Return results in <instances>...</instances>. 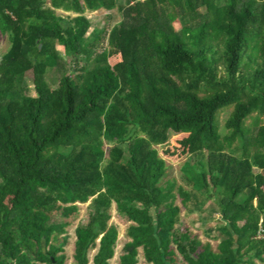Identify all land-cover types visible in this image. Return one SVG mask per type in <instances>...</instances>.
I'll use <instances>...</instances> for the list:
<instances>
[{"label":"trees","instance_id":"obj_1","mask_svg":"<svg viewBox=\"0 0 264 264\" xmlns=\"http://www.w3.org/2000/svg\"><path fill=\"white\" fill-rule=\"evenodd\" d=\"M213 5L0 0V264H65L63 236L87 203L74 264H110L114 204L131 224L119 264H138L140 248L149 264L264 262V0ZM100 9L123 21L97 53L106 32L90 33L83 14ZM230 105L222 133L218 113ZM171 133L187 134L195 159L187 188L166 179L158 147ZM178 198L186 215L220 223L217 250L177 228Z\"/></svg>","mask_w":264,"mask_h":264},{"label":"rangeland","instance_id":"obj_2","mask_svg":"<svg viewBox=\"0 0 264 264\" xmlns=\"http://www.w3.org/2000/svg\"><path fill=\"white\" fill-rule=\"evenodd\" d=\"M48 6H52V0H45ZM214 1H219L220 4H224L225 0H205V7L201 8V12H210L212 11L214 5ZM120 3L124 4L125 0H120ZM59 16L65 19H72L77 17L78 14L74 12H65L62 9L57 10ZM89 19L91 30L92 32H101L105 31L106 36L102 38V41L97 43V53H101L103 49L107 48L108 44V34L111 30L117 26L120 22L123 21L122 12L118 9L107 11L104 9H100L98 11H89L86 10L83 14ZM176 30L180 29L178 24L175 25ZM9 49V43L7 36H3L0 34V57L7 53ZM60 52L61 49L58 47ZM120 62L119 58H112L110 59V64L112 66L118 64ZM82 67V65H81ZM222 71V70H221ZM223 75V74H222ZM59 74L57 70H51L48 75V81L52 86L58 85ZM28 81L32 79V72H29L27 75ZM202 94V93H201ZM234 105L226 106L221 109L218 113V121L220 125V129L222 133H225V122L229 117L231 111L233 110ZM257 113L253 114L248 120V125H251L256 122ZM260 124L264 125V117L261 118ZM187 134H174L171 133L167 145L158 147L160 156L163 157L167 164V177L166 179L176 181L178 186H183L187 188L186 183L184 181L185 172L188 166H191L192 163L195 161L194 156H189L185 151ZM166 149H171L173 155H166ZM87 204H79V216L76 220L71 222V225L66 230V235L63 236L64 242V254L66 255L67 259L65 264H74V253H75V242L76 236L75 231L79 225H82L86 222L88 218V205ZM176 204L181 207L182 209V222L177 228L179 230L187 229L188 232L198 238V240L202 244H209L213 250H217V247L222 239V232L219 230L220 223L215 220H201L207 217L205 213H193L191 215H186V210L182 205L181 200L178 198ZM214 205V200L208 202L206 207L209 208L210 206ZM111 225H114L118 228L119 231V238L116 247V254L114 258L110 261V264H119V256L123 254V247L125 244L130 242V239L127 237V231L130 227V223H128L123 217L117 214L115 204L112 208V220L110 222ZM96 251H91L90 259L92 260ZM43 264V263H40ZM138 264H149L146 262L144 258L143 249H139L138 255ZM256 264H264V262L256 261Z\"/></svg>","mask_w":264,"mask_h":264},{"label":"water","instance_id":"obj_3","mask_svg":"<svg viewBox=\"0 0 264 264\" xmlns=\"http://www.w3.org/2000/svg\"><path fill=\"white\" fill-rule=\"evenodd\" d=\"M41 49H42V47H41Z\"/></svg>","mask_w":264,"mask_h":264}]
</instances>
